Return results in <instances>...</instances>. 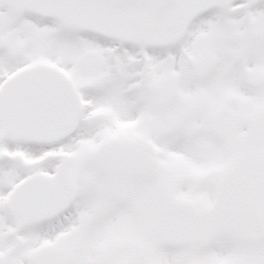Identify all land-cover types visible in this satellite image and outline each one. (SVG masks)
<instances>
[{"label":"snow or ice","instance_id":"obj_1","mask_svg":"<svg viewBox=\"0 0 264 264\" xmlns=\"http://www.w3.org/2000/svg\"><path fill=\"white\" fill-rule=\"evenodd\" d=\"M0 264H264V0H0Z\"/></svg>","mask_w":264,"mask_h":264}]
</instances>
